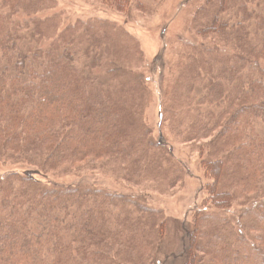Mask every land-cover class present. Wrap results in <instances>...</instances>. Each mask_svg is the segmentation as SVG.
I'll return each instance as SVG.
<instances>
[{
	"label": "trees",
	"instance_id": "1",
	"mask_svg": "<svg viewBox=\"0 0 264 264\" xmlns=\"http://www.w3.org/2000/svg\"><path fill=\"white\" fill-rule=\"evenodd\" d=\"M54 6L0 0V163L19 168L0 173V264H165L167 219L149 195L186 174L168 135L197 146L207 179L184 263L264 264V0L194 12L200 40H182L161 77L156 126L138 40ZM88 171L128 189L62 179Z\"/></svg>",
	"mask_w": 264,
	"mask_h": 264
},
{
	"label": "rangeland",
	"instance_id": "2",
	"mask_svg": "<svg viewBox=\"0 0 264 264\" xmlns=\"http://www.w3.org/2000/svg\"><path fill=\"white\" fill-rule=\"evenodd\" d=\"M135 1L131 0L125 12H119L99 3L98 0H54L53 12L62 13L65 23L68 19H85L91 16L113 20L138 40L154 102V104L151 103L149 112L156 126L161 77L166 75L180 49L182 40H200L190 24L192 15L205 0H142L146 4L145 12L137 10ZM159 132L155 127L154 133L157 135ZM166 142L175 156L181 160L186 168V174L176 191L170 194L153 192L149 195V200L151 204L164 210L167 219V234L162 250L165 249L174 254L168 255L165 264H185V244L181 239L184 233L183 228H188L192 210L199 206L205 196L201 186L207 179L200 167L199 153L194 143H182L171 135L166 137ZM12 169L19 168L15 165L0 163V173ZM62 179L67 182L95 183L114 191L128 189L111 176L99 172L88 171L64 176Z\"/></svg>",
	"mask_w": 264,
	"mask_h": 264
}]
</instances>
